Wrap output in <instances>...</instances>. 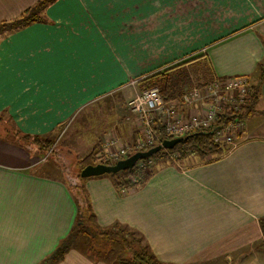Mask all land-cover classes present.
<instances>
[{
  "label": "crops",
  "instance_id": "1",
  "mask_svg": "<svg viewBox=\"0 0 264 264\" xmlns=\"http://www.w3.org/2000/svg\"><path fill=\"white\" fill-rule=\"evenodd\" d=\"M39 1L0 0V22ZM44 18L0 39V116L25 134L83 121L91 105L194 58L213 80L249 76L259 86L255 112L220 158L158 161L147 183L125 193L108 175L82 184L100 226L135 229L163 262H264L255 253L264 217V0H56ZM117 113L90 147L103 133L102 142L136 139V121L125 120V107ZM20 144L0 136V264L42 263L79 213L56 163ZM58 264L111 263L72 249Z\"/></svg>",
  "mask_w": 264,
  "mask_h": 264
},
{
  "label": "trees",
  "instance_id": "2",
  "mask_svg": "<svg viewBox=\"0 0 264 264\" xmlns=\"http://www.w3.org/2000/svg\"><path fill=\"white\" fill-rule=\"evenodd\" d=\"M55 1L56 0H40L37 4L25 10L18 18L11 21L0 22V39L8 34L21 30L32 23L46 21L44 18L45 9ZM196 59L198 58L191 59L190 61L188 60L185 63L192 62ZM173 68L174 67L166 68L144 77L139 81L140 88H144L145 90L158 86L165 100L180 98L184 92L178 90L175 91L176 81L171 79L169 74ZM209 70L211 72L210 67ZM261 71L264 73V65L262 66ZM262 78L263 76L259 78V84L262 81ZM211 81H213V77H211L210 81L198 82L196 86H203ZM258 101L259 86L255 84L252 85L250 92L247 95L246 102L241 106L240 111H224L220 114L219 120L215 125L188 133L183 136L184 139L175 146L174 149H168V151L163 149L153 157L143 160L148 162L151 159H156V163L152 166H149L148 163L143 167H137V165H135L132 169L106 175L112 178L115 187L120 192L123 191L125 193L130 189L137 188L147 183L154 174L160 157H164V161L175 163L176 161H174L172 155L178 153L179 158L177 161L179 164H181V161L191 156H196L203 162L214 161L227 154L229 150L234 147L232 145L228 146L226 143L215 142L214 134L216 129L226 127L231 121L248 118L255 112ZM0 119L3 118L0 117ZM7 128L12 132L6 129H0V136L17 142H20L18 140L19 138H16L17 135H21L28 139L33 138L40 143L49 142V136L52 135H30L21 132L17 128ZM2 130L7 133L2 135ZM156 133L160 141L169 139V137L164 134L162 127H158ZM51 144L52 143H50V145ZM211 155L213 158L207 159V156ZM97 163L99 162L95 159H90L86 164H82L83 166L79 173H81L85 166ZM106 164L111 165L112 163ZM79 180V183H75V186L72 187L74 196L79 203V213L75 225L67 237L61 241L57 249L40 264H58L72 249H80L88 257L96 261L103 260L111 264H173L159 260L145 237L135 229L120 223H115L108 227L100 226L95 220L90 202L87 199L85 188L82 184V181L85 179L80 176ZM259 223L262 231L261 242L264 246V217L260 219Z\"/></svg>",
  "mask_w": 264,
  "mask_h": 264
},
{
  "label": "built area",
  "instance_id": "3",
  "mask_svg": "<svg viewBox=\"0 0 264 264\" xmlns=\"http://www.w3.org/2000/svg\"><path fill=\"white\" fill-rule=\"evenodd\" d=\"M251 87L249 76H235L215 79L203 86H194L180 98L171 100H165L157 87L143 90L128 103L129 109L135 115L134 120L140 136L135 143H123L115 136L108 137L103 143L99 162L115 164L137 151H146L162 143L156 133L158 127L163 128L169 139L209 128L216 124L224 111H240ZM244 124L245 118L237 119L224 128L216 129L214 141L233 145L244 130ZM172 158L179 164L178 153H174ZM146 163L149 166L155 164L151 159L148 162L141 160L136 165L143 167Z\"/></svg>",
  "mask_w": 264,
  "mask_h": 264
},
{
  "label": "rangeland",
  "instance_id": "4",
  "mask_svg": "<svg viewBox=\"0 0 264 264\" xmlns=\"http://www.w3.org/2000/svg\"><path fill=\"white\" fill-rule=\"evenodd\" d=\"M172 67L174 68L169 74L171 79H174V81H176L175 91L178 90L186 92L187 90H190L192 87L196 86L198 82L210 81L212 77L209 70V64L206 63L205 60L201 62H183L168 68ZM139 83L140 82L138 81L136 84L137 86H130L126 89H123V91L121 92H117L116 94L114 93L110 103H108L109 100L106 99L105 103L101 101L102 103L99 102L100 104L97 103L93 106L91 105L90 107H92L95 111L91 113L92 115H89L90 119L89 117H85L86 119H84L83 121L73 122L72 125H70L71 122L67 123L63 127L57 129L51 136H49L50 141L47 143H40L33 138L28 139L22 137L21 135H17L16 138H19L18 140L21 142V146H24L26 149L33 153H37L36 156H38L39 158L47 162L56 163V169H58L57 171L60 175H63V177L69 182V185L72 188L75 186V183H79L80 181L79 172L81 170V167L83 166L82 164H86L90 161V159H95L97 162H99V158L102 154L103 148H101L100 151L96 153V151L98 150L96 147L100 143H104V141L102 142V139L104 138L105 133H103V138L100 139V143L97 146L93 145V147H90L89 142H91V138L97 133H100L101 135V133L104 131L103 129H106V127L114 121V115L117 116V112H120L124 107L126 109V113L124 114L125 120L127 122H130L134 119L135 115L129 109L128 103L129 100H131L133 97L144 90V88H140ZM154 87L159 88L158 86ZM120 95H123L124 97L121 98ZM115 101H117V104L115 103ZM92 110H87L84 113H90L89 111ZM114 111L116 114L114 113ZM7 127L12 126L10 123H7L6 121L0 119V129L9 130ZM73 130L74 134L72 133ZM1 132L2 135H5L7 133L6 131L3 132V130ZM68 135H71L70 138H67ZM139 136L140 134H138L136 138H138ZM238 141L239 138L237 136V139L232 146L236 145ZM50 143L52 144L50 145ZM210 158H213V156H207V159ZM158 160L162 161L165 160V158L160 157V159ZM153 161L156 163V159H153ZM261 243V248H257L255 251L256 255L259 256L264 254V246ZM228 262L232 261L228 260ZM231 264H235V262ZM256 264H264V262H259Z\"/></svg>",
  "mask_w": 264,
  "mask_h": 264
},
{
  "label": "water",
  "instance_id": "5",
  "mask_svg": "<svg viewBox=\"0 0 264 264\" xmlns=\"http://www.w3.org/2000/svg\"><path fill=\"white\" fill-rule=\"evenodd\" d=\"M184 138L178 137L174 139H165L162 143L146 150V151H137L127 158L121 159L117 161L115 164H106V163H97V164H89L85 166L80 176L83 179L102 176L111 173H118L120 171H124L127 169H132L135 167L137 162L153 157L158 152L163 149H174Z\"/></svg>",
  "mask_w": 264,
  "mask_h": 264
}]
</instances>
